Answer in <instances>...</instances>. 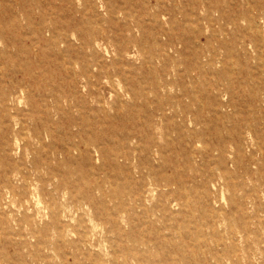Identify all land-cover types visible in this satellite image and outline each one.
<instances>
[{
  "label": "rangeland",
  "instance_id": "374dc122",
  "mask_svg": "<svg viewBox=\"0 0 264 264\" xmlns=\"http://www.w3.org/2000/svg\"><path fill=\"white\" fill-rule=\"evenodd\" d=\"M42 1L43 9L14 10L36 17L44 10L54 20L30 24L20 18L12 28L31 38L0 42V52H7L0 59L10 69L0 84L25 89L19 118L43 132L41 141L30 132L17 143L23 148L29 140L34 153L12 152L15 129L0 111V264H137L134 255L144 252L149 264L152 256L170 254L165 239L187 245L213 233L231 247L264 251V53L248 45L250 32L243 30L250 18L263 16L264 0ZM13 2L0 0V15L9 14L4 6ZM19 65L25 69L13 72ZM174 113L185 120L178 121L184 133L172 136L166 173L181 178V192L167 200L155 193L147 203L152 212L139 210L132 231L114 209L118 199L106 198L118 227L80 209L70 191L77 194L99 179L113 194L125 181L111 166L101 169L97 162L92 170L84 164L83 145L72 158L65 155L63 143L113 130L120 136L147 117L160 121ZM48 127L55 137L47 135ZM15 170L30 172L29 183L12 176ZM52 199L60 207L57 219L44 210ZM92 220L103 225L93 227Z\"/></svg>",
  "mask_w": 264,
  "mask_h": 264
},
{
  "label": "bare ground",
  "instance_id": "6f19581e",
  "mask_svg": "<svg viewBox=\"0 0 264 264\" xmlns=\"http://www.w3.org/2000/svg\"><path fill=\"white\" fill-rule=\"evenodd\" d=\"M46 3L52 4L53 0H48ZM27 5H31L32 8L33 6H40L42 9L45 6L42 0H14L10 5H5V10L10 11V13L7 15H0V42H24V40L31 38L27 34L32 33L23 31L20 27L17 28V23L20 21V18L30 24L33 23L34 18L39 19L41 23L47 21L48 18L54 20V17L48 15L44 10L38 13L39 15L37 17L36 14L27 10H24L23 14H18L14 10L17 8L26 9ZM233 18L234 17L230 16L228 20H232L234 23L235 18ZM13 25L17 27L14 29L12 28ZM243 30H249L250 32L251 38L248 45H251L257 53H264V14L260 17L259 21L255 20L253 17L252 19L250 18L248 20V26ZM36 33L40 34L41 30H36ZM104 39V34L95 37L94 46L98 47ZM84 45H89L87 40L84 41ZM0 53L7 52L4 51ZM3 58L1 57L0 59V76H4L6 72L10 70ZM24 66L19 65V70L13 72L23 71V69H25ZM22 94H25V89L23 87H5L0 84V111L6 114L10 127L13 126V129H15L14 141L10 145L11 150L16 153L21 151L22 156L27 157L29 153H34L32 143L27 140V143L21 148L17 145L18 141L24 140V137L26 138L30 132L31 137H34L37 141H41L43 132L38 125L32 130L28 129L19 118L22 110H20L17 105L20 103L19 100ZM133 99H135L134 95ZM162 107L163 105L159 108L163 110ZM123 119L124 121L126 120V118ZM178 121L185 122L180 114L175 113L171 117L164 115L160 121L152 120V118L147 117L141 123H137L135 127L124 131L123 135L120 136L113 130L110 135H106L103 138H99L98 136L88 138L82 137L79 144L64 142L62 148L65 151V155L72 158L73 152L80 151V145H83L86 150L85 154L81 155L80 160L84 164L90 166L92 170L97 162H100L99 166L101 169L106 166H111L119 171V175L121 177L123 176L125 181V185L122 187L119 185V187L114 190L113 194H106L102 186L104 182L99 179L88 182L85 188L81 189L77 194L70 191L72 198H76L79 201L80 209L92 212L98 217L100 216L99 218L103 221V224L106 221L115 227L119 226V224H117V213H121V217L125 218L124 221L131 227L132 231L137 228V221L139 220L138 222H140L137 214L139 210H142V213L146 215L152 212L148 209L147 203L155 193L160 192V195L162 197L165 196L166 200L168 196L178 192L180 193L182 189L181 178L177 175H169L166 173L167 166L171 161L168 152H170L175 145L173 144L174 139L172 136L176 133L178 138H181L184 133L183 125L182 123H178ZM55 133L56 131L52 127L47 128V135L53 136L54 134L55 137ZM52 159L51 157L48 160L51 162ZM55 160L56 157L54 158V161ZM138 160H141L144 164L146 163V169L144 167L141 169L139 168L136 163ZM33 162L35 165H38L39 160L35 157ZM50 162H48L47 166L50 169V173H53L54 169L50 166ZM156 162L157 165H155ZM35 168L36 175L39 172V167ZM31 175L30 172L21 170H15L14 173H12V176H17L19 180L24 183H29ZM136 176H138V180L135 178ZM131 184H134L131 190L127 189ZM56 190L58 191V188H56ZM97 194L100 195L99 198ZM108 197L120 200L119 203L113 205L114 209L117 211L116 214H111L108 211L110 207V204L106 200ZM124 197L127 199V202ZM44 203V210L47 211L52 219H57L60 207L57 208V205L54 204V199ZM165 205L166 204L161 205L162 210L165 209ZM102 210H105L106 214L103 215V213H101ZM35 218L36 215L29 216L27 217V221L29 223H34ZM102 223H96L94 221L93 227L103 225ZM57 227L59 231H63V226L59 225ZM228 235L227 239L233 241V232H229ZM133 242L141 245L146 244L142 239H134ZM116 243L117 245L122 244L123 241L118 239ZM162 245H164L163 247L165 248L168 247L171 249V251H169L170 254L168 256H152L149 264H242L244 261L248 264H254V260L264 257V251L260 248L253 250L251 247L241 249L235 246L231 247L227 244L226 239L217 233H213L208 238H204L203 235L200 238L192 239L187 245H175L174 242L169 239H165ZM146 253L147 252L134 255L133 260H135L137 264H144ZM260 264H264V258L263 262Z\"/></svg>",
  "mask_w": 264,
  "mask_h": 264
}]
</instances>
